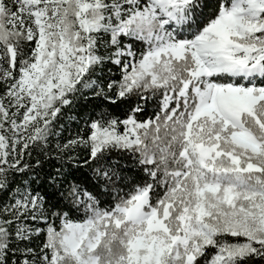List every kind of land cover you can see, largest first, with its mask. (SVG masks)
Wrapping results in <instances>:
<instances>
[{"label": "snow or ice", "instance_id": "snow-or-ice-1", "mask_svg": "<svg viewBox=\"0 0 264 264\" xmlns=\"http://www.w3.org/2000/svg\"><path fill=\"white\" fill-rule=\"evenodd\" d=\"M85 90L112 108L56 145L97 182L65 210L17 177ZM262 262L264 0H0V264Z\"/></svg>", "mask_w": 264, "mask_h": 264}, {"label": "trees", "instance_id": "trees-1", "mask_svg": "<svg viewBox=\"0 0 264 264\" xmlns=\"http://www.w3.org/2000/svg\"><path fill=\"white\" fill-rule=\"evenodd\" d=\"M119 69L111 64L105 65L103 70H98L93 79L105 86L109 79H118ZM156 102L149 100L147 108V116H151L155 109ZM112 108L111 105L105 104L101 98L95 97L91 90H85L82 94H77L72 101V104L62 108V113L54 123V131L57 135L51 137L49 144L45 148L37 147L32 151L28 162L34 166L32 172L28 176H18L17 181L32 180V187L48 196L51 203H60L61 207L71 206V201L61 197L60 193L67 196V188L71 184H77L81 188L91 189L93 184L97 182L93 179L92 168L89 165H84L83 161L86 158V150L76 148L67 152L58 151L57 144H64L68 139L76 136L77 133L83 135L84 120L90 115L100 111ZM117 112L119 110H116ZM147 118V117H143ZM113 158H117L118 154L113 153ZM39 160L40 166L35 167V162ZM124 161H122L123 163ZM60 169L64 176L63 184L57 183L52 186L50 178L56 174V170ZM142 175V174H141ZM101 191L104 195L100 199L105 202L113 201L115 192L112 186L108 185L105 191L104 186H101ZM67 210V207H65ZM43 236L34 240L33 246L41 244ZM264 264V262H262Z\"/></svg>", "mask_w": 264, "mask_h": 264}]
</instances>
